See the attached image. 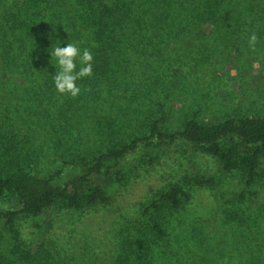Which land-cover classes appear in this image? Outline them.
I'll use <instances>...</instances> for the list:
<instances>
[{
    "label": "rangeland",
    "instance_id": "374dc122",
    "mask_svg": "<svg viewBox=\"0 0 264 264\" xmlns=\"http://www.w3.org/2000/svg\"><path fill=\"white\" fill-rule=\"evenodd\" d=\"M261 1L231 0L212 8L197 35L178 38L163 52L168 67H179L150 70L147 64L155 60L149 49L133 54V66L115 57L118 70H101L76 98L29 78L12 90L0 77V173L46 177L63 167L61 182L82 173L63 161L89 160L105 147L146 136L154 119L168 130L180 129L189 117L216 124L264 116V18H255L264 12ZM252 33L255 51L248 44ZM113 168L126 173L127 183L107 187V204L75 211L55 202L37 217L14 221L13 243L30 253L25 264H135V228L148 244L149 264L264 263V161L255 195H245L240 205V172L224 173L215 158L189 144L138 146ZM192 178L216 181L193 189L176 211L157 215L147 209L159 193ZM9 204V196L0 198V210ZM150 217L158 218L165 240L153 242Z\"/></svg>",
    "mask_w": 264,
    "mask_h": 264
},
{
    "label": "trees",
    "instance_id": "16d2710c",
    "mask_svg": "<svg viewBox=\"0 0 264 264\" xmlns=\"http://www.w3.org/2000/svg\"><path fill=\"white\" fill-rule=\"evenodd\" d=\"M226 1L231 0H0L1 81L12 90L18 89L27 78L42 86L55 87L53 76L59 71V65L51 52L67 43L76 44L81 52L89 48L94 57L93 75L78 80L80 88L101 70H118L113 62L115 57L133 66V54L148 49L149 58L155 61L147 64V68L175 69L179 67L178 62L168 67L169 64L162 61L163 52L178 38L197 35L198 28L208 24L211 9L227 5ZM257 14L255 18H264V12ZM179 41L182 45L183 41ZM79 67L77 60V70ZM142 67L146 70L143 61ZM120 68L126 69L123 65ZM191 68L186 66L184 70ZM178 142L215 158L224 173L240 172L243 189L237 193V205L245 195H255L254 180L264 161V116L229 118L216 124H201L189 117L180 129L168 130H162L154 119L146 136L105 147L89 160L63 161L62 165L71 169L78 167L82 173L70 175L61 182L63 167L46 177L27 172L0 173V198L10 197L9 206L0 210V253L5 260L2 264H25L30 258L29 251L13 243L17 236L13 225L18 217H37L55 202L75 211L107 204V187H124L127 183L126 173L121 168H113L114 165L138 146L148 149ZM215 181L192 178L186 186H170L159 193L147 209L157 215L163 209L176 211L189 199L193 189L207 188ZM147 229L153 242L166 239L158 218L150 217ZM147 245L135 228L132 237L135 264L150 263Z\"/></svg>",
    "mask_w": 264,
    "mask_h": 264
},
{
    "label": "clouds",
    "instance_id": "9594fccd",
    "mask_svg": "<svg viewBox=\"0 0 264 264\" xmlns=\"http://www.w3.org/2000/svg\"><path fill=\"white\" fill-rule=\"evenodd\" d=\"M258 42L257 35L252 33L249 37V47L255 51ZM51 57H55L59 71L53 76L56 91L62 95H69L76 98L81 88L77 81L93 75V54L89 48L81 49L74 43H67L65 47L57 46L52 52ZM77 60H79V70H77ZM56 67V66H55Z\"/></svg>",
    "mask_w": 264,
    "mask_h": 264
}]
</instances>
